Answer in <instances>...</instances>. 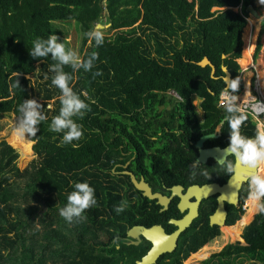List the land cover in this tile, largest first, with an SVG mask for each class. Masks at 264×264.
Wrapping results in <instances>:
<instances>
[{
    "label": "trees",
    "instance_id": "trees-1",
    "mask_svg": "<svg viewBox=\"0 0 264 264\" xmlns=\"http://www.w3.org/2000/svg\"><path fill=\"white\" fill-rule=\"evenodd\" d=\"M240 5L241 11L235 10ZM249 5L260 8L257 0H0V117L14 115L18 119V105L27 99H36L48 117L38 125L36 136L29 137L31 141L17 133L12 139L24 155L33 151L31 172L19 169L18 151L5 142L0 144V264H135L133 258L126 261V252L116 247L128 248L120 241L112 244V237L107 243L102 241L110 229L121 226V219L129 211L127 207L119 214L115 211L126 201L119 192L120 184L107 172L110 159L121 152L115 149L119 147L117 139L141 129L143 119L149 117V107L171 101L166 95L169 91H175L180 100L161 114L173 116L175 109L179 122L189 119L196 115L193 100L198 99L205 127L214 131L227 115L218 106L226 88L222 67H227L232 80L239 81L238 60L242 54L245 78L251 75L247 70L252 65L258 26L248 18ZM58 22L78 24L81 59L92 52L98 54L91 71H73L64 66L71 77L70 87L89 105L82 119L74 117L83 136L67 145L61 144L63 133L49 131V119L58 115L60 108V91L51 84L55 72L50 65L56 61L51 54L36 58L30 55L34 40L59 35L55 29ZM96 25L114 31L111 37L104 35L99 47L84 35ZM244 29L247 41L243 50ZM262 33L264 19L253 59L261 49ZM205 57L216 67L215 78L210 67L198 65ZM97 72L100 74L94 76ZM27 76L40 81L36 88ZM17 80L20 86L13 87ZM238 89H243L241 81ZM54 98L52 109H47ZM154 114L161 117L156 111ZM158 124L161 132H166L164 126L171 131L167 119ZM241 132L248 137L255 135L250 117ZM222 134L229 140L226 123ZM165 156L174 165L181 159L173 151ZM185 158L190 160L191 155ZM75 182L89 183L97 201L85 210L84 224L77 220L68 223L59 215ZM241 198L245 204L248 187L243 188ZM32 201L45 208L39 209L38 203L27 206ZM252 202L248 201L245 215L240 209L229 221L234 226L241 220L238 227L225 231L232 241L242 242L228 244L219 252L221 233L208 227L183 244L189 248L181 247L178 259L162 264H198L205 259L202 264H264V214L258 213ZM35 219L44 232L33 230ZM100 244L111 246L109 254L105 248L96 249L95 245ZM211 253L217 254L208 260Z\"/></svg>",
    "mask_w": 264,
    "mask_h": 264
},
{
    "label": "flooded vegetation",
    "instance_id": "flooded-vegetation-1",
    "mask_svg": "<svg viewBox=\"0 0 264 264\" xmlns=\"http://www.w3.org/2000/svg\"><path fill=\"white\" fill-rule=\"evenodd\" d=\"M172 92L169 91L166 94L168 100H171L169 103H157L155 107H149L151 108L148 111L149 117L143 119L144 124L141 129L129 131L122 138L117 139L119 147L115 149L121 151L120 155L115 154V157L110 159L109 166H107L110 167L109 170L107 169L108 176H111L112 179L120 184L119 192L125 197L126 207L129 211L127 216L121 219V226L116 229H110L108 237H103L102 241L106 240L105 242L107 243L111 237L112 244L120 241L121 244L128 248L122 250V246L116 247L119 251L126 252V261H130L133 258L135 264L148 254L152 248V243L138 233L137 237H131L129 233L134 229L144 228L150 230L159 228L164 235L173 236L179 231L176 222L188 217L193 210L195 213L197 211L198 215L194 217L190 226L179 234L174 248L170 252L161 254L153 264L169 263L171 259L176 260L179 258L178 253L181 247L184 249L189 248L187 244H183L189 241L196 233H201L207 230L208 227L218 229L221 234L224 229L225 231L229 229L231 227L229 221L245 205L242 204L241 194L243 188L248 187L247 180L241 183L233 204L226 202L227 198H231L230 189L228 190L226 187H230L231 182L229 181L234 177L239 167L242 168V175L244 169L247 168V171L251 169L237 163L235 173L231 177L216 165V160L213 158H209L206 163L195 164L193 160L198 161L200 156V149L197 147V143L203 137L217 136L209 137L205 141L202 147L204 150H222L227 147L229 140L223 137L222 129L220 132H215L219 125L211 132L205 127L203 117L200 115V101L198 99L193 100L196 115L192 114L189 119L182 118V121L179 122L181 118L176 115L175 109L173 110V116L166 114V112L161 114L164 110L170 111L175 106L177 99L172 97ZM155 111L161 114V117H155L158 116L154 114ZM166 119L167 124L171 126V131L169 132V129L163 125L166 128V132L163 133L160 131V128H162L161 124L158 123L160 120L162 122L163 120L166 121ZM113 142L111 141V143ZM104 144H106V141ZM170 151L181 155V159L177 160L178 163L175 165L170 164L169 158L165 156L166 152ZM189 155H191L190 160L185 158L189 157ZM191 168L197 174L195 178L191 177ZM203 170H207L208 178L200 175ZM134 179L138 184H144L148 187L152 195H160L162 200L164 199L163 203H159L158 199H149L144 191L136 187ZM206 185H218L219 187L215 186L216 189L223 188V191L228 194L220 191L215 192L208 198H203L199 205L196 195H190L187 201L181 202L179 194L185 195L191 187H203ZM220 198L222 201L221 208ZM180 205H182V209ZM218 209L219 212L215 216ZM213 216L215 217L212 220ZM85 221H81L82 224ZM223 221L224 225L222 227L211 225L219 224V222ZM135 242L138 244L135 245ZM95 247L96 249L105 248L106 254H109V249L111 248V246L106 244L95 245ZM98 251L100 252V250ZM118 254L121 256L120 253Z\"/></svg>",
    "mask_w": 264,
    "mask_h": 264
},
{
    "label": "clouds",
    "instance_id": "clouds-1",
    "mask_svg": "<svg viewBox=\"0 0 264 264\" xmlns=\"http://www.w3.org/2000/svg\"><path fill=\"white\" fill-rule=\"evenodd\" d=\"M258 4L264 6V0H258ZM84 35L89 41H94L97 47L104 43L105 37L101 25H96ZM49 54H51V59L56 61L55 64L50 65V70L55 72L51 84L60 91L59 113L52 117L49 131L63 133L61 144L67 145L83 136L81 126L74 117L82 119L85 112L89 110V105L70 87L71 77L64 71V66H70L73 71L80 68H83L85 72L91 71L98 54L92 52L87 59H81L75 51L66 48L64 43L59 42V37L56 34L48 36L47 39L37 38L32 42L30 55L33 58L48 57ZM99 74L97 72L93 75ZM17 86H20L18 80L13 87ZM237 90L238 81L231 80L227 83L225 92L234 93ZM236 101L237 97L229 95L225 98V102L220 105L227 115L220 122L215 132L221 131L226 123L229 129V143L215 157L216 165L231 177L235 173L237 163L249 169H257L247 177L248 194L249 198L255 202L257 212L264 214V172L258 170L261 165H264V127L258 126L253 137L243 135L241 128L248 120V115L244 111H240V106ZM42 107L36 99H27L18 105L19 115L15 125L17 134L28 137L36 136L39 131L38 125L48 119L42 113ZM194 163L199 165L200 162L194 161ZM196 175L195 170L192 169L191 177L195 178ZM200 175L206 178L209 176L207 170H203ZM96 203L94 188L87 182H75L73 190L67 196L66 205L59 209V215L68 223H72L74 220L83 221L86 219V216L83 215L85 210L94 207ZM125 207L126 202H121L120 205L116 206L115 211L119 214Z\"/></svg>",
    "mask_w": 264,
    "mask_h": 264
},
{
    "label": "rangeland",
    "instance_id": "rangeland-1",
    "mask_svg": "<svg viewBox=\"0 0 264 264\" xmlns=\"http://www.w3.org/2000/svg\"><path fill=\"white\" fill-rule=\"evenodd\" d=\"M257 3H258V0H257ZM259 6H260V8L257 9V12H258L259 16H257V18L254 17V15L252 13H250V18L254 19L256 21V25L258 26V30H257L256 37H255L254 50H253L252 58L254 57V54H255V50H256V46H257V42H258V38H259V33H260V28H261V22L264 19V6H261V5H259ZM235 10L241 11V5L239 7H236ZM55 25H56L55 29L58 30V32H59V35H58L59 41L60 42L63 41L62 43L65 44L66 48L75 51L76 54L78 55L80 41H81V37H80L81 31H80V29L77 28L78 24H76L74 22H66V23L65 22H58V23H55ZM102 31L104 32V35L109 34L110 37H111L112 34H114V31L110 32L109 26H103ZM79 32H80V34H79ZM245 33L247 34L246 30L244 29V32H243V44H244L243 45V50H244V47H245L246 41H247V39L244 40V34ZM251 35H252V31H251ZM260 45H261V49H260L256 59L253 60V65H254L256 71L258 72V79H260V83H261V88L262 89H261L260 98H264V33H262L260 35ZM241 60H242V54H241V58L238 60V63L240 65V67H241L240 68L241 69V74H240V78H239V81H238V87H239V82L241 81L243 83V89L239 91V95L237 97L238 100H241L242 98H244L245 96H247L249 94V88H248L249 87V82H248V79L245 78V75H244L245 70L243 69V67H242V65L240 63ZM251 63H252V61H251ZM247 71L251 72L250 69L247 70ZM27 79H28V81L30 82V84H31V86L33 88H36L35 85L40 82L35 76H27ZM247 92H248V94H247ZM54 101H55V98L49 101V104L47 105V109H52ZM49 120L51 121V119H49ZM16 121H17V119H16V117L14 115H4V116L0 117V144L2 142H5L9 147H11L14 150L18 151V153H19V159H18V167H19V169L21 171H25V170L29 169L30 172H31L33 170L32 166H31V163L35 159L34 153L32 151V147L34 146V143L31 142L32 143V146H31V151L32 152H31L30 155L27 156V155H24L22 153L21 148L17 147V144L12 141L13 136L16 133V131H15ZM262 121H263L262 126L264 127V119ZM25 138L29 139V137H27V136H25ZM29 141H31V140L29 139ZM259 171L260 172H264V167H262V165H261ZM23 180H25V178H22L21 182H23ZM250 200L252 201V199L249 198L248 201L250 202ZM248 201H246L245 206L248 205ZM37 203L38 202L32 201V202H27L26 204L28 206V205H33V204L37 205ZM253 203H255V202L253 201ZM252 204H250V206ZM38 205H39V209H44L45 208V206H43L40 203H38ZM35 220L36 221H35L33 230L34 231L39 230V232H44L45 230H44L43 226L40 224V221H37V219H35ZM239 221H241V220H238L236 222V224L234 226H231L229 229L234 228V227H238V222ZM54 226H56V225H54ZM245 227L242 229V233H243ZM228 235H229L228 232L225 233V229H224L222 234H221V237L218 238L217 248L220 250L219 252H221L222 249L225 246H227L228 244L229 245L230 244H236L237 242H242L243 241V239L242 240H238V241H232L231 237H228ZM241 238H242V234H241ZM213 243H211V244H213ZM216 254L217 253H211V256L208 258V260L213 255H216ZM206 260L207 259H205L203 261L202 260L198 261V264H202Z\"/></svg>",
    "mask_w": 264,
    "mask_h": 264
},
{
    "label": "water",
    "instance_id": "water-1",
    "mask_svg": "<svg viewBox=\"0 0 264 264\" xmlns=\"http://www.w3.org/2000/svg\"><path fill=\"white\" fill-rule=\"evenodd\" d=\"M248 10L250 11V13H252L254 15V17L257 18V16H259V14H258L257 10L254 8V6L249 5ZM102 28H103V26H102ZM225 58H226V56H223V59H225ZM198 65L203 67V68L210 67L211 68V76H212V78H215L216 67L212 64V62L209 60V58L205 57L201 62L198 63ZM222 70L225 73L224 82L227 85V83L232 80V75L229 72V70L227 69V67L223 66ZM209 137H217V136L216 135L205 136L197 143V147L200 149V156L198 158V161L202 164L206 163V161L209 158L215 159V157L220 152V150H218V149L204 150L202 148L203 144L205 143V141ZM252 171H257V169H251L250 171H247V168H246L243 170V175H242V168L239 167V169L236 171V174L234 175V177L232 179H230V181H229V182H231L230 187L229 186L226 187L228 190L230 189V192H231V198L226 199L227 203H230V204L234 203V199H236V195H237V190L240 188L241 183H243L244 181L247 180V177L251 174ZM134 183L136 184V187L139 190L145 192V195H147L149 197V199H158L159 203H163L164 199L162 200V197L160 195H152L150 193V190L148 187H146L144 184H138L135 179H134ZM215 186L219 187L218 185H206L203 187H199V186L191 187L188 190L187 194H185V195L179 194V196L181 198V202L187 201V199L190 195H196L197 199H198V205H199L200 201L203 198H208L209 196L213 195L215 192L220 191L221 193L228 194L227 192L223 191V188L216 189ZM178 188H180V187H178ZM219 201H220V208H221V206H222L221 205V203H222L221 198L219 199ZM180 207L182 209V205H180ZM218 212H219V209L216 212L215 216L217 215ZM197 215H198V212L196 211V213H195V211L193 210L192 213L190 215H188V217H185L184 219L176 222V225L179 228V231H177L173 236L164 235L163 232L159 228H153L150 230H146L144 228H136L133 231H131L129 233V235L131 237L135 238V237H137L138 234H141L143 236V238H145L147 241H150L152 243L151 250L148 252V254L146 256H144L142 258L141 261L137 262V264H153L161 254L170 252L174 248L179 234L185 228H188L190 226L192 220ZM215 216L212 217V220ZM211 225H217L219 227H222L224 225V221L219 222V224H211ZM134 244L137 245L138 243L135 242Z\"/></svg>",
    "mask_w": 264,
    "mask_h": 264
},
{
    "label": "built area",
    "instance_id": "built-area-1",
    "mask_svg": "<svg viewBox=\"0 0 264 264\" xmlns=\"http://www.w3.org/2000/svg\"><path fill=\"white\" fill-rule=\"evenodd\" d=\"M250 70H251V75L248 78L249 94L244 98H242L241 100H238L237 98L236 102L240 106V111H244L248 115V117H250V121L257 128L258 125L263 124L262 120L264 119V98H260L262 88H261L260 79H258V72L256 71L253 65V58H252V65ZM172 94L175 99L180 100V97L175 92H172ZM229 95H234L235 97H238L239 89L234 93L224 91L219 97V103H218L219 107L221 104L225 102V98ZM243 210L247 212L248 205L247 206L244 205Z\"/></svg>",
    "mask_w": 264,
    "mask_h": 264
},
{
    "label": "bare ground",
    "instance_id": "bare-ground-1",
    "mask_svg": "<svg viewBox=\"0 0 264 264\" xmlns=\"http://www.w3.org/2000/svg\"><path fill=\"white\" fill-rule=\"evenodd\" d=\"M262 65H263V64H262ZM260 77H261V76H260ZM260 77H259V78H260Z\"/></svg>",
    "mask_w": 264,
    "mask_h": 264
}]
</instances>
